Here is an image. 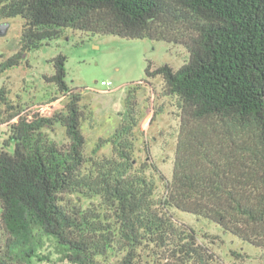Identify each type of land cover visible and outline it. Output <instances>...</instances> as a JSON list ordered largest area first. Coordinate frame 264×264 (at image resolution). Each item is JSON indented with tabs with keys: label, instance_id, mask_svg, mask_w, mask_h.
Masks as SVG:
<instances>
[{
	"label": "trees",
	"instance_id": "obj_1",
	"mask_svg": "<svg viewBox=\"0 0 264 264\" xmlns=\"http://www.w3.org/2000/svg\"><path fill=\"white\" fill-rule=\"evenodd\" d=\"M17 16L20 48L0 55V74L67 29L182 44L190 57L146 68L180 107L171 179L136 160L138 96L151 82L128 86L123 120L93 154L84 132L93 111L66 79L67 55L44 76L64 97L52 116L23 114L0 87V126L16 119L0 150V228L10 237L0 264H36L46 238L73 264H226L175 209L264 251V0H0V22ZM56 127L62 143L49 135ZM107 143L111 154L100 155Z\"/></svg>",
	"mask_w": 264,
	"mask_h": 264
},
{
	"label": "rangeland",
	"instance_id": "obj_2",
	"mask_svg": "<svg viewBox=\"0 0 264 264\" xmlns=\"http://www.w3.org/2000/svg\"><path fill=\"white\" fill-rule=\"evenodd\" d=\"M23 22L20 16L0 22L9 23L7 33L0 36V55H12L20 48ZM59 53L68 57L66 79L69 85L83 96L82 103L93 111L91 119L84 124L88 154H93L100 138L110 136L123 120L128 86L151 82L140 86L138 96L141 134L136 160H152L161 175L171 179L181 132L180 107L175 98L163 95L162 77L147 79L146 68L151 62L153 68L169 63L177 69L188 61V49L182 44L163 40L67 29L60 37L31 50L26 62L0 74V87L6 83L12 99L22 103L23 114L39 112L52 116L62 107L64 97L44 78L53 74L54 66L50 60ZM103 80L113 84L105 86ZM13 122L16 119L0 126V150L8 139ZM49 135L59 143L66 140L62 127H56ZM111 151V144L107 143L99 154L110 155ZM173 216L178 222L192 227L200 241L208 244L226 264H264L261 248L222 230L215 222L177 209L173 210ZM9 238L0 228V255H4ZM38 252L40 260H36V264H73L51 239L46 238Z\"/></svg>",
	"mask_w": 264,
	"mask_h": 264
},
{
	"label": "water",
	"instance_id": "obj_3",
	"mask_svg": "<svg viewBox=\"0 0 264 264\" xmlns=\"http://www.w3.org/2000/svg\"><path fill=\"white\" fill-rule=\"evenodd\" d=\"M9 23L0 24V36H4L8 31Z\"/></svg>",
	"mask_w": 264,
	"mask_h": 264
},
{
	"label": "built area",
	"instance_id": "obj_4",
	"mask_svg": "<svg viewBox=\"0 0 264 264\" xmlns=\"http://www.w3.org/2000/svg\"><path fill=\"white\" fill-rule=\"evenodd\" d=\"M102 84L105 85V86H111L113 83L109 82V81H106V80H103Z\"/></svg>",
	"mask_w": 264,
	"mask_h": 264
}]
</instances>
